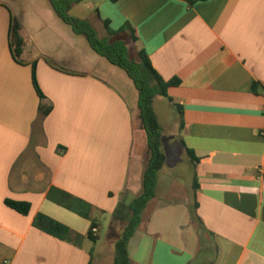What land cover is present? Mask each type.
Returning a JSON list of instances; mask_svg holds the SVG:
<instances>
[{"label":"crops","instance_id":"1","mask_svg":"<svg viewBox=\"0 0 264 264\" xmlns=\"http://www.w3.org/2000/svg\"><path fill=\"white\" fill-rule=\"evenodd\" d=\"M18 1L0 0V264H113L142 191L138 92L51 5L26 15ZM82 3L113 30L130 23L163 79L180 80L154 102L157 118V107L177 117L161 124L166 161L129 242L131 264H264V0ZM13 17L22 63L9 44ZM34 68L42 103L53 106L42 120ZM170 154L188 158L191 182L165 171ZM53 189L73 197L69 207ZM103 220L115 239L108 251L89 239L93 221L101 237Z\"/></svg>","mask_w":264,"mask_h":264},{"label":"trees","instance_id":"2","mask_svg":"<svg viewBox=\"0 0 264 264\" xmlns=\"http://www.w3.org/2000/svg\"><path fill=\"white\" fill-rule=\"evenodd\" d=\"M48 2L56 15L70 26L76 35L83 36L99 56L106 59L111 65L123 70L138 92L135 126L144 131L147 136V144L142 156L144 165L142 191L130 203L131 218L124 226L121 236L115 244L113 262V264H131L128 251L129 242L143 221V212L148 203L156 196L159 172L166 161L165 154L161 149L162 127L155 113L154 102L158 97L169 99V87L179 85L180 80L166 81L163 79L153 66L146 50L139 47V36L130 23H126L119 30H113L110 27V22L102 20L98 10L95 9L98 19L102 21L106 30V35L101 36L89 20L70 14L73 8L81 4L83 0H48ZM9 44L15 61L22 63L21 57L26 41L22 35V26L14 17L11 20ZM33 80L41 99L38 116L42 120L51 113L53 106L42 103L45 96L37 83L35 68ZM254 89H257V85L254 86ZM188 152L191 160L196 163L197 158L193 152ZM54 194H57L58 197L55 198ZM49 196L53 201L66 207H69L70 202L73 200L72 196L58 189H53ZM5 204L23 215H27L31 209V205L27 202L6 200ZM191 214L193 218H198L195 211ZM96 225H98V222L93 221L91 229ZM52 229L53 232H56L62 228L57 224H52ZM89 239L96 243L100 238L99 236H93L90 230Z\"/></svg>","mask_w":264,"mask_h":264},{"label":"rangeland","instance_id":"3","mask_svg":"<svg viewBox=\"0 0 264 264\" xmlns=\"http://www.w3.org/2000/svg\"><path fill=\"white\" fill-rule=\"evenodd\" d=\"M6 1L10 2L11 0H6ZM16 1L17 0H13V2H16ZM18 2L24 8L23 11H25L24 13H26V15L29 13L32 14L34 13V11L36 12H48L49 10L52 11L50 4L48 3L47 0H28L26 1L27 3L25 2L24 4L21 3L20 0ZM70 14L75 17H81V18L89 20L95 26V28L97 29V31L99 32L101 36L106 35V30L104 26L99 24V22L97 21L96 15H95V11L91 10L88 4L86 3L78 4L76 7L73 8ZM67 27L70 28L69 26ZM157 113H158L159 123L160 125L162 124L164 128L166 124L172 123L177 117L176 113L171 112L168 109H164L163 107L162 108L157 107ZM163 127H162V131L164 129ZM169 159L171 162H174V163L172 166L171 165L166 166L165 171L170 170V172H177L182 177L181 181H183L184 183L191 182L192 175H193V169L192 167H190V162L187 164L188 158H186V161L182 159L180 160V159H177L175 154H170ZM103 224L104 226H103L100 240L98 241L99 243L98 246L102 250L106 249L108 251L113 247L115 239L113 238L112 233L108 231L109 220H103ZM111 258L112 257H110V259L107 258L105 261V264H112Z\"/></svg>","mask_w":264,"mask_h":264},{"label":"built area","instance_id":"4","mask_svg":"<svg viewBox=\"0 0 264 264\" xmlns=\"http://www.w3.org/2000/svg\"><path fill=\"white\" fill-rule=\"evenodd\" d=\"M91 233H92V235L93 236H98V234H99V228L98 227H93L92 229H91Z\"/></svg>","mask_w":264,"mask_h":264}]
</instances>
